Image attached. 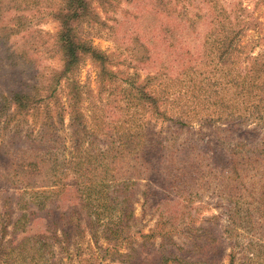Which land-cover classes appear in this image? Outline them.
I'll use <instances>...</instances> for the list:
<instances>
[{
    "label": "rangeland",
    "instance_id": "374dc122",
    "mask_svg": "<svg viewBox=\"0 0 264 264\" xmlns=\"http://www.w3.org/2000/svg\"><path fill=\"white\" fill-rule=\"evenodd\" d=\"M161 1L169 2L168 7L175 12L167 15L159 8ZM58 2L18 0L16 19L0 17V27L12 32L0 43L2 91L29 90L28 85L41 84L60 67L53 44L57 24L51 15ZM8 6L14 4L1 3L3 13ZM220 9L231 11L228 19L238 18L244 23L236 38L233 59L238 65L246 64L249 58L244 59L245 55L253 57L264 49V0H214L211 4L204 0H101L97 8L99 22L85 33L93 45L111 53L115 62L111 68L117 72V79L104 81L105 87L100 88L94 65L85 62L77 70L74 81L80 96L76 109L82 122L70 126L72 116L67 110L58 135L71 137L75 131L80 142H64L57 149V160L52 155L47 160L42 156L39 161L37 151H13L14 162L0 143V228L6 223L2 217L3 196L12 194L16 204H12L14 212L5 238L10 241L7 249L11 251L5 256L7 264H264V243L253 230L257 222L246 229L242 217L243 208L255 211L258 217L262 207H246V191L234 182L232 189L222 173V162L227 160L225 143H236L241 136L237 130L223 132L218 125L203 122L215 113L212 101L205 98L214 91L215 83L223 84L228 79L227 67L221 65L213 40L207 37ZM183 10L196 25L195 30L188 28L189 22H182ZM135 36L153 51L151 63H141L132 56ZM136 75L140 79L153 75L152 87L159 93L163 91L170 109L184 111L190 119L188 126L176 127L142 115L141 108L134 120L131 102L124 94L128 84L121 80ZM61 87L68 106L73 103L67 102L69 85L62 82ZM216 87L215 93L224 94L222 87ZM22 129L24 133L28 126ZM11 130L12 125L4 128L0 119V141L5 142ZM129 133L137 134L138 139L130 141ZM81 158L87 163L79 164ZM53 163H58L60 169ZM75 163L90 174L69 180L71 191L56 198L50 217L40 211L28 214L34 209L23 208L22 197L15 192L20 184L29 183L26 188L31 192L45 189L46 184L58 181L60 171L74 169ZM11 164L12 171L7 169ZM160 164H171L166 171L179 175L167 179L166 171L156 172ZM90 181L97 186L86 188ZM123 183L127 185L124 191L128 203L125 192L117 191ZM256 186L246 181L248 200L250 191L259 189ZM235 188L236 204L242 206L236 218L239 225L233 227L229 224L235 221L229 219L233 207L228 195ZM84 202L89 203L88 210L82 208ZM23 214L28 215L12 229L13 221ZM121 214L130 237L117 244L113 242L114 222ZM153 229L167 236L145 237ZM53 230L63 236L60 242L49 238ZM36 233H44L50 243L43 251L36 248ZM164 256L173 261L164 262Z\"/></svg>",
    "mask_w": 264,
    "mask_h": 264
},
{
    "label": "trees",
    "instance_id": "16d2710c",
    "mask_svg": "<svg viewBox=\"0 0 264 264\" xmlns=\"http://www.w3.org/2000/svg\"><path fill=\"white\" fill-rule=\"evenodd\" d=\"M7 1H11L14 6L6 7L9 9L4 13L0 9V17L7 15L11 19H16L19 16V14L15 13L18 0H0V5L1 3L2 5L5 4ZM204 1L209 4L214 3V0ZM216 3H218V0H216ZM100 4L101 0H59L51 15L53 21L57 24L53 44L55 51L59 55L60 67L53 70L41 84L28 85L29 90L22 91L14 89L2 91L0 89V119L3 118L4 128H8L10 124L12 125L9 137L5 142L1 140L0 143L3 151H6V154L10 155L12 162L15 160L13 151H21L24 154L26 153L25 150L29 153L37 151L39 161H41L42 156L47 160L46 157L52 155H54L53 160H57L56 155L60 153L57 149L64 145V142L75 144L80 142L78 132H71V135L73 134L71 137H60L58 132L61 130L60 126L62 125V120L67 110H69L72 116L70 126L73 124L79 126L82 122L79 120V112L76 109L80 91L74 81L75 74L82 64L90 62L97 68L100 88L105 87L104 81L112 80L113 78L115 81L117 79V72L111 68L115 64L111 53H106L93 45L92 39L85 33L87 30L95 28L98 24L99 15L97 8ZM168 4L169 2L161 1L159 8H162L167 15H171L175 12V9L168 7ZM220 11L222 12L218 18L213 20L215 23L211 25L212 31H210L207 37L213 40V47L216 48L217 59L221 61V65L227 67L228 79L223 84L220 82L215 83L213 85L215 88L214 91L210 92L208 97L205 98L206 100L212 101L210 106H213L212 110H215V113H212L211 117H206L203 122H208V126L218 125V129L223 132L237 130L241 136L236 143L231 141L225 143L224 156H227V160L222 162V173L232 189H234V182L235 186L236 183H239L242 186V190L246 191L243 194L247 200L243 202V204L246 203V207H250L252 204L262 207L258 217L255 216V211L243 208L244 214L242 217L246 221V224L243 226L246 229L252 224L251 222H257L253 230L254 233L258 234L257 238L259 240L262 239L264 243V179H262L264 178V49L253 57L245 55L243 57L244 59L249 58L246 64L243 62L239 63V65L236 64V61L233 59L235 56V43L244 23L242 19H233L232 17L228 19V14H232L231 11L227 9H220ZM181 18L184 24L189 22L188 28L190 30L196 29V25L194 24L193 26V21L189 18L187 11H182ZM7 30L6 27H0V43H3L12 34L11 31L8 32ZM134 39L135 50L132 56L141 63H151L153 51L139 37L135 36ZM190 64L191 61H188V65ZM234 64L236 65L235 67ZM153 78V75H147L145 78L140 79V76L136 75L133 78H124L121 80L128 84L124 94L125 98L131 102L134 120L136 118L135 116H137V109L141 108L142 115L147 114L156 120L174 124L176 127L188 126L190 123L189 117L182 113L184 111L179 110V108L175 107L178 111H174L167 106L165 97L162 94L163 91L159 93L152 87ZM62 82L69 85L67 102L73 103H69L68 106H65V101L62 99ZM217 85L222 87L224 94L219 95V93H215ZM69 107L71 109H68ZM55 117L56 120H54ZM128 122L133 125L132 121ZM25 125L28 126V129L23 133L22 128ZM243 126H246V128H243ZM140 135L141 133L139 132ZM139 136L134 133H129L130 141L134 138L138 139ZM143 147L141 145L140 149ZM160 149L163 150L164 146L161 145ZM146 154L151 156L148 152ZM25 158L24 156L23 159ZM83 162L85 164L87 163L85 158H81L79 164ZM163 165H157V173L162 172L164 174L166 170L171 168V164ZM53 166L60 169L58 163H53ZM1 167L3 166H0V170ZM12 167L13 164L7 169L12 171ZM73 167L74 169L68 167L65 171H60L62 175L58 178V181H54L50 185L46 184L45 189L39 191L32 189L33 192H31L26 188L29 183L20 184L22 181L19 183L20 189L15 192L19 197H22V201L24 202L23 208L27 211L32 209L36 210L28 214H36L37 211H40L43 213V216L50 217L54 212L53 206L57 201L56 198L60 194L62 196L64 193L71 191L73 186L69 180L71 178H82L86 173L90 174L91 172L83 167L80 168L77 163ZM150 168L153 169L151 166ZM44 172L47 173L46 170ZM44 174L42 175V179L44 178ZM165 174L167 179L169 176L179 175V173L171 171H166ZM211 175L214 176V174ZM102 180L103 182L105 181V179ZM246 181L249 183H257V186H259V189L256 190L254 188L250 191V200L247 199L249 191L245 187ZM92 185L97 186L96 183L90 181L86 185V188L91 189ZM124 189H127L126 183L118 187L117 191L123 190L124 193ZM235 193L236 188L234 192L229 190L228 195V200L233 207L229 219L232 222L235 221L234 223H228L233 227L239 225L236 218L240 217V207L242 206L240 203L236 204ZM23 196L28 198L25 199ZM124 200L128 203L126 192L124 193ZM2 202V217L6 223L0 228V264H7L8 259L5 256H10L11 251L7 249L8 241L5 238L8 232V224L12 220L11 217L14 212L12 204H16L12 194L3 196ZM82 208L88 210L89 203L84 202ZM28 214H23L16 218L12 223V229L23 222V219ZM122 215L114 222L116 232L113 236V242L117 244L126 242L128 240L127 238L130 237L124 229L127 221L125 220V216L123 217ZM52 225L55 227L57 222L54 220ZM157 236L163 238L167 236V233L153 229L150 233L145 234L147 238ZM33 237H37L35 244L37 243L36 248L39 251H43L50 246L48 238L44 233H36ZM60 237L62 238L63 236H58L53 230L49 238L53 241L57 240L60 242ZM195 244L194 241L193 245ZM168 261L172 262L173 260L165 257L164 262L167 263Z\"/></svg>",
    "mask_w": 264,
    "mask_h": 264
}]
</instances>
